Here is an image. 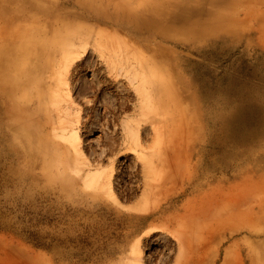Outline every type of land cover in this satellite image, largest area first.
<instances>
[{
  "label": "rangeland",
  "instance_id": "1",
  "mask_svg": "<svg viewBox=\"0 0 264 264\" xmlns=\"http://www.w3.org/2000/svg\"><path fill=\"white\" fill-rule=\"evenodd\" d=\"M54 1L64 26L13 78L14 111L0 96V264H223L240 239L229 264H264V19L244 6L208 36L206 0H84L105 17ZM121 5L138 20H112ZM149 12L174 37L143 28ZM233 91L255 99L251 139L208 144ZM243 193L256 234L214 263L215 218Z\"/></svg>",
  "mask_w": 264,
  "mask_h": 264
},
{
  "label": "bare ground",
  "instance_id": "2",
  "mask_svg": "<svg viewBox=\"0 0 264 264\" xmlns=\"http://www.w3.org/2000/svg\"><path fill=\"white\" fill-rule=\"evenodd\" d=\"M76 1L81 9L89 10L93 14L99 13L96 8H93L90 1ZM206 1L208 2L209 8L206 10L204 9L202 14L207 18L201 25L208 31L206 33L208 36H217L215 32L223 25H229V28H237L239 18L237 14L239 12L242 13L241 8L244 6L248 8V11L243 13L246 14L247 17L253 20L258 17L264 19V12L259 13L254 11V7L257 4L263 2L261 5L264 6V0ZM57 8V3L54 0H0V96H3L9 104L7 106V111H14L15 104L13 95L17 92L19 86H24V84L18 81L14 82L13 78L15 77L18 79L23 76L25 71H23L21 67L27 69V73L29 71L27 77L29 78L33 73L31 70L34 68V62L31 59L36 58L40 50L43 51V46H41L42 43H38L39 37H45V35L52 32L57 33L64 26L63 22H61V15L57 14ZM127 10L128 8L126 6L121 5L114 16L111 14L112 20L119 22L117 20L118 17H123L127 20H132V22H136L138 19L127 18ZM147 15L149 17L139 19L143 28H147L151 34L160 35L165 38L174 37L171 28L167 27L170 25H167V19L164 14H151L149 12ZM97 16L105 17L106 14L99 13ZM51 21H54L52 26H50ZM231 94L235 95L233 96L234 98H238V102L228 112L222 109L220 106L221 103L217 105V108L213 110L212 113L206 112L207 123L219 129V135L211 136L206 143L211 145L218 143V147L220 148L225 146V142L229 136L233 134L237 135L239 131H244V128L247 129L249 125H253L252 123L256 120L258 114L253 96H243L239 91H233ZM229 104L230 103H228V105ZM244 132L237 135V139L235 138L238 144L248 142L250 135H247L248 132ZM226 158H231V165L235 163L238 165L225 168L223 173L229 174L231 169L235 170L240 168L239 160L241 159V154L239 152H226L222 160ZM255 158L256 156L254 153H247L244 156L246 161H254ZM214 169L215 165H211L210 170ZM239 175L235 176V179L241 180L242 185L244 184V186H246V180H243ZM199 187L200 184H196L194 189L200 191ZM237 187L238 186L235 185L233 188L237 189ZM241 197L243 198L242 200H236L237 202H235L236 204L232 208L234 210L233 212L228 210L215 218V228L213 232L216 234L217 238L214 242V249L212 251L214 263H216V260L220 256L221 248L227 240L241 236L244 232L256 234L251 211L246 212L245 209H243L246 206L247 198L252 202V198L255 196L253 194L249 196L243 193ZM241 242L242 240L240 239L225 250L223 264H229L231 262V253L240 246ZM240 252L241 256H243L241 250Z\"/></svg>",
  "mask_w": 264,
  "mask_h": 264
}]
</instances>
